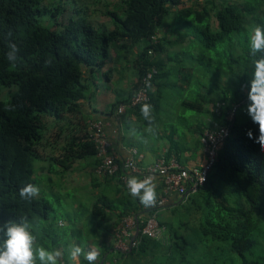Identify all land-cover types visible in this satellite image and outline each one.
<instances>
[{
	"label": "trees",
	"instance_id": "trees-1",
	"mask_svg": "<svg viewBox=\"0 0 264 264\" xmlns=\"http://www.w3.org/2000/svg\"><path fill=\"white\" fill-rule=\"evenodd\" d=\"M189 1L192 5L180 7ZM192 1L121 0L118 7L122 14L109 9L105 12L111 18V30H98L84 17L70 18L57 30L41 23V16L53 10L42 6V0H0V85L16 86L9 99H0V226L19 222L21 217L27 216L31 223L40 224L39 232H35L39 245L49 249L58 247L57 236L60 233L47 222L49 205L41 197L29 203L19 195L21 187L29 183L36 185L39 181L34 171V146L41 140L45 129L43 117L48 115L59 120L63 114L77 113L80 100L86 98L83 68L89 74L99 71L111 60V50L117 55L119 50L142 40L144 44L136 66L139 77L148 65L158 68L153 79L156 89L147 102L152 110L157 109L161 95L159 71L165 67L160 54L165 50L163 41L166 37L156 38V33L166 25L169 17L172 16L177 23L178 19L191 15L192 24L202 35L199 40L205 50L217 54L218 45L227 43L226 61H216L210 54L205 57L204 53L200 54V61L209 69L216 63V66L224 65L222 76L229 86L224 84L221 89L212 87L208 90L207 100L198 94L193 100L183 101V106L208 117L209 121L193 124L194 133L199 138L215 122L223 123L227 112L236 106L230 135L218 149L203 186L170 209L171 214L182 210L183 219H171L164 224L156 217L162 215L160 206L145 207L138 198L98 196L89 210L98 221L108 213L119 217V220L132 212L139 216V225L142 226L148 217L154 215L166 227L165 232L169 236L162 242L160 238L139 233L137 245L126 251L117 250L113 243L106 245L103 241L96 264H264V150L255 142L260 134L259 125L251 117L238 121L236 116L237 107L249 99L255 61L264 56L251 53L250 34L243 11L247 9L249 13H255L261 10L263 15L255 18L257 26L264 28V0H245L248 6L245 8L235 3H224L214 11V28L209 20L210 9L203 6L197 10ZM60 10V6H55L52 13ZM172 30L180 38L189 36L187 32H180L177 26ZM237 35L239 47H234L233 40L236 41ZM9 41L20 47L19 58L14 64L6 57ZM167 43L173 45L175 40ZM149 49L153 50L152 54H148ZM242 84L247 86L246 93L240 91ZM218 102L223 106L221 113L216 115L214 107ZM202 103L210 106L204 108ZM142 106L140 104L130 111L141 113ZM86 128L78 126V132L72 134L81 135L72 136L64 144L61 161L57 162L63 170L71 168L73 162L89 158H93L94 170L99 163V149ZM249 130L253 139L248 138ZM173 133L167 157L175 155L178 144L172 138ZM119 174L120 171L115 176L104 178L115 180L128 190L118 178ZM179 228L184 232L181 233ZM80 231L77 229L75 233ZM98 231L101 234L95 237L104 239L111 232L108 228ZM48 237L50 241L47 244ZM4 238L0 232V240ZM87 251L85 247V253ZM62 252V264H71L68 251L63 248ZM80 264H88L84 255L80 257Z\"/></svg>",
	"mask_w": 264,
	"mask_h": 264
},
{
	"label": "rangeland",
	"instance_id": "rangeland-1",
	"mask_svg": "<svg viewBox=\"0 0 264 264\" xmlns=\"http://www.w3.org/2000/svg\"><path fill=\"white\" fill-rule=\"evenodd\" d=\"M196 1V3H195ZM193 0L194 8L200 10L203 6L210 9V23L214 28L216 26V19L214 16V11L221 8L224 3H235L243 8H245L246 1L245 0ZM42 6L50 7L54 10L55 6H60V12L53 14V10H49L44 13L40 20L41 23L50 28H56L57 30L62 28V25L67 23L70 18H86L96 29L98 30H108L113 29V24L111 18L106 15V10H112L117 12L118 14H122L120 7L121 0H42ZM196 4V5H195ZM191 2H185L183 6H190ZM248 7V6H247ZM245 26L249 30V34L254 33V29L257 27V21L255 16L263 15L261 10H256L255 13H249L247 9L243 11ZM193 16H188L186 18L178 19L175 21L172 19V16L167 19L168 25L165 26L166 30V38L168 40H175V44L171 45L169 43H164L166 50L168 52H175L178 62L180 58L184 64L182 66H189L192 69L194 74L199 75L200 77L193 76V78L188 77V88L182 90L178 88L179 100H191L192 98H196L198 94H203L204 98L208 95L201 91V86H204L206 89L212 87H218L221 89L224 84L229 86L227 81L225 80L222 70H224V65H217V63L209 69L206 64H201L200 54L204 53L205 57L210 54L213 56L216 61H226L227 58V43H221L218 45L219 52L216 54L214 51L205 50L200 43V37L202 36L194 27L195 24H192ZM188 21V23H186ZM57 22V24H55ZM166 23V24H167ZM174 26H177L180 29V32H187L189 34L188 37L180 38L177 32L172 33V29ZM236 41L233 40L234 47H239V37L236 36ZM144 41L139 42V48H142ZM181 51L184 55L180 57ZM208 52V53H207ZM132 52L125 54L127 60L123 59V63H126L127 66H124L122 74L131 75L134 72V63L135 55L131 54ZM181 54V55H182ZM175 56V55H174ZM192 57V58H191ZM189 61V63L187 62ZM174 60L170 61V64H174ZM205 63V61H204ZM220 69V70H218ZM201 77L203 78V82L201 81ZM104 78V77H103ZM105 79H101L99 84V91L97 92V99L103 104L108 102L109 97L111 96L113 99L115 96V88L117 85H120L118 82L116 84L115 80L110 83H103ZM93 87V84L91 85ZM231 89V88H230ZM16 90V86L12 85L11 87H2L0 85V99L7 100L11 92ZM240 91L242 93L247 92L246 84H242L240 86ZM206 92V90H204ZM246 102H242L237 107L236 116L238 121H243L246 118L250 117L247 113V108L250 103L249 99L245 100ZM162 113L164 117H169L170 115L175 114L172 124L183 127L185 123L192 124L193 119L198 120L199 122L202 120V115L198 114L197 111L193 108H189L188 106H182L181 108H176L173 104H168L167 102H163ZM63 114L61 119H54L52 116H44V131L41 140L34 146V151L36 154V160L34 161V171L35 175L39 178L36 186L40 188V194L38 197H41L45 200V202L49 205V213L47 222L53 224V226L58 230V241L59 245L55 249L63 250L65 248L68 251L69 245L75 244L81 246L84 251L85 247L87 250H90L96 246L95 236H87L84 233H89V228L92 233H97L98 224L84 227L80 225V221L82 218H85L84 223H89L91 218H87L90 207L92 203L96 200V198L102 194H100L99 187L96 188V184L99 181L106 180L104 177H98L94 172V161L90 164L88 168L79 169L80 166L74 165L75 162L72 163L71 168L67 170H63V166L58 161H61V156L63 153V146L66 141H69L72 136H78L81 134H72V125L76 123L77 126H80L81 123H77L79 121L78 114ZM184 116V118H182ZM77 120V122H74ZM88 160V159H87ZM77 162V161H76ZM63 170V171H62ZM51 180H49V179ZM182 210L175 211L174 213H170L168 211H162V215L156 216L158 219L162 220L166 224L169 220L173 219L178 221L179 218L182 217ZM82 217V218H81ZM172 217V218H171ZM118 218L116 216L111 217L112 227L114 228L118 222ZM96 221V220H94ZM101 222V221H98ZM105 222V221H104ZM104 222L102 225H104ZM109 219L106 220L105 223H108ZM81 226L80 233H75L78 228ZM181 233L184 232L183 229L179 228ZM113 234V237H112ZM169 234L167 231L160 238L162 242H165L168 239ZM107 238V239H106ZM105 239L106 245H112L114 242V233L113 229H111L110 234L107 235ZM97 239V238H96ZM50 241V237L47 239V244ZM77 242V243H76ZM38 243V242H37ZM39 244V243H38ZM43 245V244H41ZM100 245V244H98ZM47 248V247H46ZM49 248V247H48ZM96 248V247H95ZM162 253V252H161ZM100 258V257H99ZM63 258L61 257L59 260V264H62Z\"/></svg>",
	"mask_w": 264,
	"mask_h": 264
},
{
	"label": "crops",
	"instance_id": "crops-1",
	"mask_svg": "<svg viewBox=\"0 0 264 264\" xmlns=\"http://www.w3.org/2000/svg\"><path fill=\"white\" fill-rule=\"evenodd\" d=\"M166 25H168V23ZM165 26L157 31L156 38H162L163 36L166 37L167 34ZM166 41L168 42L167 38ZM166 41H163V44L166 43ZM140 50L141 48H139V42L133 46H127V48H125L123 51L122 49L121 51L119 50L117 55L113 50H111V60L107 61L99 71L89 74L87 70L83 68V82L87 85L86 98L80 100V113L78 114L79 121L77 122V120H74V122L81 123V126L86 128V126H89V123L92 121L97 119L103 120L104 134L107 139V145L105 149L106 153L114 154L121 159H125L129 155L130 149L136 148L139 154V163L142 165L150 164L163 155L166 156L169 147L172 145V143H170L171 132L174 131L172 138L178 143L175 148L176 150H174L175 152L173 153L175 154L174 156L178 158L179 162L183 166L192 167L201 165L205 161V154L202 150L201 138H199L197 134L194 133L193 127V124H196L199 121L195 120L194 118H190L193 119L192 124L185 123L183 127H178L172 124L174 123L173 119L175 114H173V117L172 115L169 117H164V114L162 113L163 102L173 104L176 106V108H181L183 106V101L185 100H179V98L177 99V96L179 97V95L178 93L175 94V92H178V88H181L182 90L188 88V77L193 78L194 75L200 77L199 75L194 74L189 66H182V64H184L183 61H181L182 58H180L178 62L175 63L177 60L175 52H168V50L165 48L164 52L160 54V58L163 59L165 67L159 71L160 77L158 83L160 84L161 95L159 96L158 100V108L153 110L155 120L151 127L154 129V131H147L150 125L149 122L144 119L141 113L127 110V112L121 117L116 115L113 105L123 102L128 97H130L134 92L136 83L138 82L139 70L136 66V60ZM130 52L136 56L133 60L134 72H132L131 75L122 74L124 66H127L126 63H123V59L125 61L127 60L124 53L128 54ZM182 53L183 52L181 51L179 55L180 57L184 58V53ZM172 60H174L175 65L170 64V61ZM187 62L189 63L188 60ZM101 79H105L103 83H110L111 81L115 80L116 84L117 82L120 84L114 89L116 97L113 99L110 96L106 104H103L100 99H97V92L99 91ZM201 81L203 82L202 77ZM92 84L93 87H91ZM155 89L156 86L154 85L153 90ZM204 90H206V92H204ZM208 90L209 89H206L204 86H201V91L203 93L207 94ZM200 95L202 96L203 94L200 93ZM193 99L194 98L191 100ZM207 99L208 96L204 98V101ZM201 105L204 108L210 106V104L208 105L206 103H202ZM200 114L202 115L201 121H209L206 115L203 113ZM182 118H184V116H182ZM88 131L91 134V130L89 128ZM72 132H78V126L76 123L72 125ZM97 157L100 158L99 153ZM92 161L93 158H89L88 160L86 159L77 161L74 165L78 164V166H80L79 169H85L90 166ZM156 183L157 197H159L163 192V186L160 181H156ZM97 187H99L100 194L107 195L109 199H122L124 197L134 199L128 190H126L123 185L115 180L106 179L99 181L98 184H96V188ZM181 202H183L181 196L176 193H172L168 195L167 200L160 205L162 208L161 211H168L171 208L178 206ZM148 208L152 207L149 206ZM112 216V213H108L104 219H101V222H98V219L92 217L89 211L86 219L91 218L92 220H90L89 223H84L85 218L81 217L82 219L80 221V225H83L84 227L89 225L92 227V225L100 223V225H98V229H102L103 231V229L108 228V230H111L113 228L110 220ZM107 219H109V222L105 223ZM103 222L104 225H102ZM78 228L81 230L82 227L78 226ZM89 231V233L83 232V234H86L87 236L90 234L91 236H98L101 234L100 232L92 233L90 228ZM104 232L106 231L104 230ZM106 239L103 237H97L96 239L95 237L96 246L91 247H96L95 249L100 252L101 245L98 244H101L103 241L105 242ZM88 246H90V244H88L86 248Z\"/></svg>",
	"mask_w": 264,
	"mask_h": 264
},
{
	"label": "built area",
	"instance_id": "built-area-1",
	"mask_svg": "<svg viewBox=\"0 0 264 264\" xmlns=\"http://www.w3.org/2000/svg\"><path fill=\"white\" fill-rule=\"evenodd\" d=\"M154 42L157 39H153ZM153 50L149 49L148 54ZM158 74L155 65H148L138 78L137 87L132 96L125 102H120L115 107L117 116L123 115L127 110L134 109L140 104L150 101V94L154 89L153 79ZM147 82V83H146ZM150 84V86H149ZM223 103H216L214 112L221 113ZM235 107L229 110L224 116L223 123H214L212 127L204 130L201 141L202 150L205 154V161L198 166H183L178 158L172 156H161L154 162L142 165L139 163V154L136 148H131L129 155L121 159L114 154L106 153L107 139L104 134V122L97 119L89 123L91 138L99 149L100 161L95 167V174L99 177L115 176L120 171L118 178L127 186V179L136 176L143 179L148 175L160 181L163 186L162 194L157 197L154 206H160L167 200L168 195L176 193L185 200L190 194L196 192L207 179L208 171L216 160L217 151L230 135V123L233 121ZM166 227L153 215L148 217L143 225H139V216L134 213L123 215L114 228V248L121 251L130 250L136 246V237L139 233L150 238L159 239L163 236Z\"/></svg>",
	"mask_w": 264,
	"mask_h": 264
},
{
	"label": "clouds",
	"instance_id": "clouds-1",
	"mask_svg": "<svg viewBox=\"0 0 264 264\" xmlns=\"http://www.w3.org/2000/svg\"><path fill=\"white\" fill-rule=\"evenodd\" d=\"M11 35V33H9ZM249 44L251 53L264 54V28L257 26L254 33L250 35ZM8 52L6 57L9 62L16 63L20 53V47L12 41L8 43ZM147 83V82H146ZM150 86V84H149ZM249 105L247 113L252 121L259 125V136L255 142L264 150V56L255 61L254 78L251 82L249 92ZM141 114L149 122L147 129L153 132L151 127L155 120L152 106L148 103L141 107ZM249 139H253L251 130L247 133ZM127 189L133 198H138L146 206H154L157 202V183L153 176L148 175L143 179L136 176H130L127 179ZM40 188L34 184H26L19 190L21 199L31 203L38 198ZM40 224H33L27 216L21 217L19 222H8L0 226V232L4 239L0 240V264H59L63 252L59 249H49L37 243V235ZM69 260L71 264H79L81 255L88 261V264H96L100 257V252L92 248L86 253L84 249L75 244L69 245Z\"/></svg>",
	"mask_w": 264,
	"mask_h": 264
}]
</instances>
